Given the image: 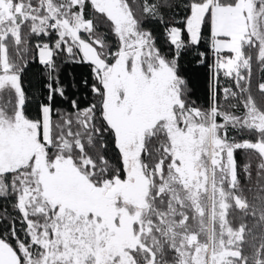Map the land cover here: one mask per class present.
Here are the masks:
<instances>
[{
	"label": "snow or ice",
	"instance_id": "1",
	"mask_svg": "<svg viewBox=\"0 0 264 264\" xmlns=\"http://www.w3.org/2000/svg\"><path fill=\"white\" fill-rule=\"evenodd\" d=\"M0 264H264V0H0Z\"/></svg>",
	"mask_w": 264,
	"mask_h": 264
},
{
	"label": "trees",
	"instance_id": "2",
	"mask_svg": "<svg viewBox=\"0 0 264 264\" xmlns=\"http://www.w3.org/2000/svg\"><path fill=\"white\" fill-rule=\"evenodd\" d=\"M185 69L188 75L192 76L194 82L201 86L206 80V69L204 67L196 66L195 64H188L185 62ZM37 66H32L28 72V78L33 79L35 77V73L38 71ZM198 94H202L198 92Z\"/></svg>",
	"mask_w": 264,
	"mask_h": 264
}]
</instances>
